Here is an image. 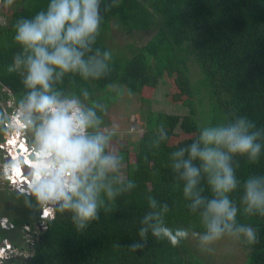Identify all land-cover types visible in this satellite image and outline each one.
<instances>
[{"label": "trees", "instance_id": "16d2710c", "mask_svg": "<svg viewBox=\"0 0 264 264\" xmlns=\"http://www.w3.org/2000/svg\"><path fill=\"white\" fill-rule=\"evenodd\" d=\"M125 2H119L122 10L113 6L106 11L112 0H101L100 31L84 52L85 60L97 56V52V58L103 59L104 52H111V59L105 61L107 70L99 78L65 73L54 80L52 91L59 93L60 99L76 98L86 110L95 111L101 121L99 130L106 132L104 107L119 97L111 87L120 85L128 94L140 95L146 108H141L138 116L143 130L138 142L125 132L123 137L111 138L105 149V154H126V177L120 178L118 168L98 182L103 185L98 200L100 219L82 232L71 222V214L58 212L56 206L51 218L41 219L43 204L30 193L12 189L6 180L5 185H0V218H6L12 227L0 223V245L8 240L14 249L28 252L29 256L12 257L3 264H215L201 256L190 240L192 232L206 231L200 216L204 208L195 212L188 208L191 200L183 196L184 181L172 168V153L197 140L202 128L227 125L239 116L264 130V0H129L128 8ZM49 3L50 0H15L6 7L0 0V143L11 131L5 126L10 117L1 101L13 100L10 111L20 107L29 91L23 84V68L8 71L14 57L22 52L13 38L14 25L20 18H32L45 11ZM158 17L161 28L152 45L139 47L129 43L126 53L112 47L111 34L116 24L128 31L144 29ZM188 54L194 55L201 70L202 76L195 81L189 77ZM164 77L172 91L165 98L190 105L191 113L181 116L154 111L143 90L146 86L156 89ZM197 86L206 87L215 100L209 104L208 113L204 105L192 98ZM196 109H203L206 117L198 118ZM35 123L38 125L39 120ZM154 123L157 129L153 128ZM28 131L32 135L29 142L35 146L34 126L29 125ZM88 131L93 134L95 130ZM163 135L165 139H161ZM257 142L262 145L258 163L251 164L240 157L232 160L240 180L230 196L239 208L236 225L252 226L259 237L254 246L240 237L248 255L245 264H264V216L248 215L241 205L243 182L252 176L264 177V136ZM26 158L32 160L27 153ZM20 170L21 161L16 164L15 173L19 175ZM130 181L135 187H128ZM197 189L206 200L213 198L203 172ZM108 190L115 193L111 199ZM150 199L156 201L155 208L149 207ZM165 204L167 212L163 211ZM148 213H156L173 230L187 228L189 237L176 246L168 239H156L151 235L155 221L141 223ZM40 221H44L43 228ZM141 227L149 228L147 244L133 250L130 245L141 240ZM27 234L32 235L33 241L27 240Z\"/></svg>", "mask_w": 264, "mask_h": 264}, {"label": "clouds", "instance_id": "9594fccd", "mask_svg": "<svg viewBox=\"0 0 264 264\" xmlns=\"http://www.w3.org/2000/svg\"><path fill=\"white\" fill-rule=\"evenodd\" d=\"M3 2L10 7L15 0ZM119 2L112 0L106 11L118 6ZM100 3L101 0H50L45 11L32 18L18 19L13 38L22 52L14 57L8 68L9 72L24 70L23 84L29 91L20 102V108L35 128V150L30 149L35 155L31 157L29 153L32 160L23 154L14 156L21 161L22 170L18 177L15 171L11 173L16 176L14 179L8 177L7 181L17 188L23 186L24 192L28 193L29 189L39 203L54 205L62 214L70 213L78 232L100 219L98 200L103 185L98 182L108 172L118 170L120 158L112 153L105 154L114 133L99 130L101 121L95 111L86 110L77 99H60L59 93L52 91V85L65 73L79 72L84 78H99L107 70L105 61L112 56L109 51L103 53V59L97 58L99 52L97 56L84 59V52L89 50L100 31ZM19 119L20 130L26 129V120L21 115ZM36 120H39L38 125ZM15 125L16 121H12L13 131L18 129ZM89 129H94V133L89 134ZM262 136L264 130L257 129L255 122L239 116L227 125L202 128L197 140L172 153V168L184 181L183 196L191 200L188 208L192 212L204 208L200 216L206 231L196 233L201 250L211 251L212 245L226 235L236 239L243 237L249 246L259 243L255 228L236 225L239 208L230 196L240 184L232 164L233 157L258 163L262 145L257 141ZM165 138L166 135L161 137ZM10 142L4 144L9 146ZM27 150L28 147L24 151ZM31 168L30 173L28 169ZM202 172L213 194L208 200L197 189ZM22 175L25 180L21 184L18 178ZM128 187H135V183L130 181ZM243 187V211L248 215L264 216V177H248ZM114 195L113 191H107L110 199ZM155 206L156 201L150 199L149 207ZM167 210L165 204L163 211ZM149 221H155L151 225V235L156 239H168L173 246L189 237L187 228L173 230L156 213L146 214L141 223L147 225ZM148 231V227L139 229L141 240L130 245L133 250L147 244Z\"/></svg>", "mask_w": 264, "mask_h": 264}, {"label": "rangeland", "instance_id": "374dc122", "mask_svg": "<svg viewBox=\"0 0 264 264\" xmlns=\"http://www.w3.org/2000/svg\"><path fill=\"white\" fill-rule=\"evenodd\" d=\"M127 3L130 4L129 0H126L125 6L128 8ZM118 9L122 10L123 6L118 4ZM118 26L117 24L114 26L112 30V47L117 48V51H120V53H126L129 52L128 44L132 43L134 45H137L139 47L146 46L147 44L152 45L153 40L155 39V33L160 26L159 17L156 18V22L150 23L148 27L144 29H138L133 28V30L128 31L124 27ZM189 63V77L191 81H195L199 79L202 74L199 65L197 64V61L194 58V55L188 54V60ZM170 82L166 79V77L162 78L158 84V87L150 88L145 87L144 93L145 95H148L151 101V106L156 112H164L166 114H176V115H186L188 113H191L193 108L190 105H184L183 103L175 104L171 101H168V99L165 98V94L172 93L170 90ZM206 86V85H202ZM197 86L195 89V94L192 97L197 101V104L200 103L201 105H204L205 113H208V107L211 102H215L214 99H211L206 87ZM113 92H118L119 97L117 100L111 104L110 106L104 107L106 109V115L103 116V121L107 123V132L114 133L111 138L115 137H123L126 133L129 135H132V140L138 142L140 136L143 134V130L141 129V126L139 125L138 116L140 113L141 108H146V105H142L141 103V97L138 94H128L126 88H120V85L116 86V84L111 87ZM120 91V92H119ZM76 99V98H74ZM13 100H9L7 102L1 101L2 106L5 108L7 116L10 117V120L5 126L7 129H11V123L12 121H16V125L18 127L17 130H12L7 134L5 137V141H12L14 143V147H18L20 142L27 144H30L31 149L35 146L29 142L28 137L31 138V133L28 131L29 129V123L27 118V114L23 113L20 107H14L12 110H8L9 107H13ZM203 110V109H202ZM201 109H196L197 117H206V114ZM19 115H21L26 120V129L20 130V127L22 126L19 119ZM137 117V118H136ZM21 119V118H20ZM19 119V120H20ZM142 119V118H141ZM25 126V125H24ZM140 127V128H139ZM156 123H154L153 128L157 129ZM177 130H180L178 128ZM126 132V133H125ZM182 135L183 132L179 131ZM25 136V139L23 140ZM4 142L0 143V185H5L6 180L8 177L11 179H14L15 177L10 175L12 172L15 171L16 162H19V158L14 159L15 157L20 156V149H14L15 153H12V149L8 145H5ZM21 145V144H20ZM23 151V150H22ZM114 151V150H112ZM17 154V155H16ZM113 154V153H112ZM120 158V178H125L127 173V160H126V154L123 152L119 153ZM19 164V163H18ZM32 169V168H31ZM18 177V175H17ZM24 175L21 176V178H18V181L22 182L25 179ZM9 181V180H8ZM9 187L12 189H16L19 192H24V187L19 185L17 188L16 185L8 184ZM29 193V189H27ZM27 193V192H25ZM48 214V215H47ZM54 215V205H43V207L40 209V217L42 219L44 218H51V216ZM1 221L7 220L6 218H0ZM8 221V220H7ZM3 226V225H2ZM7 227H12L8 226ZM44 221H40V228H43ZM25 229H29L28 226H26ZM201 234V233H200ZM27 240H32V235L27 234L26 235ZM190 240L192 242V245L197 249V252L203 256L205 259L215 263V264H245L248 258L247 251L245 248H243L241 243V238L236 239L234 237L226 235L221 240L217 241L214 245H212L211 251H203L201 250L199 246V237L196 235V232H192L190 236ZM8 242V244L3 243L0 245V255H2V259L0 258V264H3V260H9L10 258L14 257H20V255H26L29 256L28 252H21L18 249H14L12 245H10V241L5 240ZM5 244V246H4ZM9 258V259H7ZM19 264V263H18Z\"/></svg>", "mask_w": 264, "mask_h": 264}, {"label": "bare ground", "instance_id": "6f19581e", "mask_svg": "<svg viewBox=\"0 0 264 264\" xmlns=\"http://www.w3.org/2000/svg\"><path fill=\"white\" fill-rule=\"evenodd\" d=\"M10 148H13L12 149V153H15V150L14 149H20V154H23L24 156H26V153L27 154H29L30 153V150L28 151H24L25 149H24V147H27L28 145H27V143H23L20 147L18 146V147H14V143L11 141L10 142ZM23 150V151H22ZM17 155V154H16ZM35 155V154H34ZM10 172H12V171H10ZM14 177H15V175H14ZM17 179H15V181H16ZM18 182H20V181H18ZM21 184H22V182H20Z\"/></svg>", "mask_w": 264, "mask_h": 264}, {"label": "water", "instance_id": "95a60500", "mask_svg": "<svg viewBox=\"0 0 264 264\" xmlns=\"http://www.w3.org/2000/svg\"><path fill=\"white\" fill-rule=\"evenodd\" d=\"M28 148H29V149H31V146H30V144H28ZM30 154H31V157H32V156H34V153H30ZM31 171H32V169H28V172H30V173H31ZM6 224H7L8 226H10V225H11V223H10L9 221H7V222H6Z\"/></svg>", "mask_w": 264, "mask_h": 264}, {"label": "built area", "instance_id": "2783aa9c", "mask_svg": "<svg viewBox=\"0 0 264 264\" xmlns=\"http://www.w3.org/2000/svg\"><path fill=\"white\" fill-rule=\"evenodd\" d=\"M25 189V188H24ZM6 222H7V220H4V221H1L0 220V223L4 226V227H7L6 225ZM10 226H12V225H10ZM3 243H6V244H8V242H6V241H4ZM10 244V243H9ZM2 259V258H1ZM7 259H9V258H7ZM4 261V260H3ZM4 263V262H3Z\"/></svg>", "mask_w": 264, "mask_h": 264}]
</instances>
